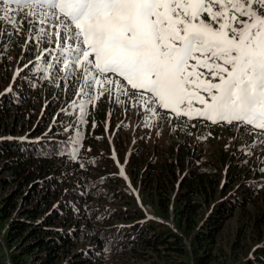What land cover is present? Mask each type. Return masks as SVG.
<instances>
[{
  "label": "rangeland",
  "instance_id": "rangeland-1",
  "mask_svg": "<svg viewBox=\"0 0 264 264\" xmlns=\"http://www.w3.org/2000/svg\"><path fill=\"white\" fill-rule=\"evenodd\" d=\"M57 24L55 18H50L45 24L23 25L19 34L15 29L7 28L9 34L0 35V66L3 61L7 62L6 66L0 69V95L10 86L13 88L14 83L21 79L35 78L36 86L32 85L31 91L28 92L27 103L24 107L17 108L15 113L13 111L14 125L18 127L19 123H23L25 131L44 133H54L62 128L66 138H75L79 133L80 142L84 144L79 158L83 154L87 164L90 157L95 156L94 161H98V165H94L95 168L85 164L87 167L83 166L82 172L87 170L94 176L102 193L116 199L115 202L101 200L106 205L102 209L94 204H87L86 208L89 210L85 209L71 218V222L66 224V229L71 231L68 240L70 245L60 254L57 264L78 261L76 253L81 250H92L95 256L99 254L94 248L97 240L95 230L102 224L103 211H108L109 208L130 209L142 212L148 218L163 221L182 239L184 248L182 253H177L167 251L166 248L142 249L139 246L135 251L129 250L115 256L112 253L101 254L97 256L96 263L99 260L102 264H196L195 257L199 253L194 235L199 227L196 224L199 225L206 219L218 200L235 196L249 188V182L257 181L251 199L262 202L246 203L243 208L234 209L227 215L214 239L208 264H233L235 261L244 260L264 241V174L259 172V168L264 165V136L259 132L245 131L244 128L241 131L240 127L226 126L220 127L219 135L214 138L212 130L205 128L201 133L186 132V136H181L173 131V128L180 126L179 122L184 120L183 122L188 124H195L200 118L187 121L186 117H180L179 120H172L171 116L174 114L169 109H164L166 113H161L160 116H152L143 106V101L138 104L137 101L120 94L115 87L113 97L119 95L122 102L117 105L112 99L102 97L104 101L100 103L101 109L94 114L90 113L93 104L88 103L89 96L76 94L83 84L82 79H79L80 69L65 71L62 64H57V57L51 60L50 55L48 60L55 64L59 71L35 66L36 63L44 62L43 59H36L39 54L37 49H52L58 46L51 42L43 44L39 39L42 35L39 29H45L48 37H51L53 33L62 31L61 28L55 27ZM29 28L34 30L29 31ZM0 31H3V28H0ZM26 64L27 68L24 67ZM31 67L33 70H30ZM42 73L46 79L42 78ZM70 82L75 86L70 88ZM61 83L63 88L57 86ZM96 94L93 92V95ZM73 100L76 101L77 107L69 108L68 105ZM79 104L85 105V123L80 122ZM197 105L194 102V107ZM61 108L67 111L61 113ZM54 117L60 123L49 131ZM66 124L72 125L67 132L64 130ZM223 132H228L229 135L221 134ZM48 150L50 151V148ZM221 153L227 155L224 163L218 161ZM237 159L242 163L239 164ZM165 160L172 161L175 165L173 172L168 175L158 172L159 169H164ZM65 162L62 158H52L49 162H38L36 165L52 163L63 169ZM236 163L237 166L234 167ZM121 168L124 175H121ZM195 169L208 174L213 180L208 190L211 191L210 197L196 196L191 200L197 207L193 230L186 224L187 219L183 212H180V206L183 205L176 195L182 178ZM39 170L43 171V168ZM44 176V172L35 174L27 188H20L15 183L0 187V205L3 206L2 198L9 196H12L11 202L15 205L7 218H4L3 210L0 212V264H12V260L17 258L19 251L15 249L16 241H7L6 228L13 218L26 217L25 209L31 208L33 204L31 199H45L40 209L49 208V211H52L65 198L73 199L79 190L81 192L80 185L75 183L74 179H66L54 188H46L39 184L50 177ZM152 189L154 192H151ZM165 194L168 197L166 209L161 202ZM30 261V255H26L24 264H29Z\"/></svg>",
  "mask_w": 264,
  "mask_h": 264
},
{
  "label": "snow or ice",
  "instance_id": "snow-or-ice-1",
  "mask_svg": "<svg viewBox=\"0 0 264 264\" xmlns=\"http://www.w3.org/2000/svg\"><path fill=\"white\" fill-rule=\"evenodd\" d=\"M50 18L62 31L48 37L40 28L39 39L59 46L57 64L65 71L80 69L83 84L76 94L88 95L93 107L102 97L119 105L115 87L143 101L152 116L169 109L177 119L264 129V0H0V35H8L7 28L19 34L23 25ZM36 51L44 68L59 71L47 58L51 49ZM68 107H77L76 101ZM78 110L85 123V105ZM57 123L54 117L49 131ZM64 143L74 146L56 154L75 160L79 133ZM259 172L264 174V165Z\"/></svg>",
  "mask_w": 264,
  "mask_h": 264
},
{
  "label": "trees",
  "instance_id": "trees-1",
  "mask_svg": "<svg viewBox=\"0 0 264 264\" xmlns=\"http://www.w3.org/2000/svg\"><path fill=\"white\" fill-rule=\"evenodd\" d=\"M6 64L7 62L3 61L0 69L6 66ZM30 70H33L32 67ZM34 83L36 84L35 78L21 79L19 82L14 83L11 92H4L0 95V187L15 183L20 188L23 186L27 188L35 177V174L42 172L46 176H50L39 182L40 185L46 188H54L66 179L70 181L74 179L76 180L75 183L80 185L81 192L79 190L73 199L65 198L52 211H49V208L46 210L40 209V206L43 204L42 201L45 199H31L33 200V204L31 208L25 209L26 217L21 218L17 216L13 218L6 228L7 241L10 239L16 241L15 249L19 251L18 255H16L17 258L12 260V264H24V257L26 255H30L31 257L29 264H57L60 254L70 245L68 240L71 231L66 229V224L71 222V218L76 214H81L85 209L89 210L86 208V206L88 207L87 204H90V206L94 204L97 208L102 209L106 205L101 200L115 202L116 199L109 197L106 193L104 195L97 181L94 180V176L92 177L87 170L82 172L83 168L81 167L82 170H80L76 164L65 162L63 169L59 165H53L52 163H47L43 166L40 164L36 165L38 162H49L52 158L57 159L51 153L53 152L54 144L47 141L46 137L38 141L27 140L38 134L41 135L43 132L25 131L23 123L17 122L19 124L16 127L14 125L15 122H13V111L15 113L17 108L24 107L27 103L28 92L31 91ZM101 101H104V99L101 98L97 101L96 107H93L89 112L94 114L97 110H100ZM15 106L16 108H14ZM96 119L98 118L96 117ZM185 123L179 122L178 125L180 126L175 127V129L173 128L174 133L176 131L179 135L186 136V132L194 134L201 133L204 130V127L198 124H195L196 127L193 128L190 127L191 124L187 123L189 127L185 128L183 127ZM61 129H57V133H60ZM220 129H211L213 138L219 135ZM240 130L242 131L241 128ZM94 131H96V128ZM221 134L229 135L228 132ZM22 136L26 138H21ZM48 147H52V149L49 151ZM219 157L218 161L224 163L227 155L221 153ZM95 158V156L90 157L87 166H94L96 164L94 162ZM237 162L239 164L242 163L238 159ZM83 164V166H86L85 160ZM163 164L164 169H159L158 171L160 174L163 172V174L168 175V173L173 172V169H175L172 161L167 162L165 160ZM236 166L237 163L234 167ZM41 168H43V171L39 170ZM212 180L213 178L208 174L198 172L195 169L187 173L180 182L176 198L179 201L181 200L183 206H180L182 207L180 212H183L184 217L187 219L186 224L193 230L197 207L191 200L195 199L196 196L204 195L210 197L211 191L208 190L211 188ZM257 184V181L249 182L250 187L238 192L240 194L237 193L235 196H227L222 200H218L206 219L201 224H196V226H199L194 232L199 246V253L195 257L196 264H208L210 262L214 239L219 229L223 226L228 214L234 209L243 208L246 203L254 204L262 202L251 199L253 192L256 190L254 189L255 185ZM151 192H154L153 189ZM11 198L12 196L2 198L3 206L0 205V212L2 213L3 210L4 218L11 215V209L15 206L11 202ZM167 200L168 197L165 194L164 199H161V202H163L162 206L165 209ZM83 207L85 208L83 209ZM103 213L102 224L95 230L97 240L94 248L96 251H99V254L95 256L92 250H81L76 253L78 261H69L65 264H88L90 262L92 264H102L99 260L96 263L97 256L104 253H112L115 256L129 250L135 251L139 246L142 249L166 248L167 251L183 252L184 245L181 242L182 239L161 220L154 218L145 219L144 213L135 212L130 209L114 210L113 208H109L108 211H103ZM115 220L119 222L117 223ZM233 264H264V241L259 243L244 260L241 262L235 261Z\"/></svg>",
  "mask_w": 264,
  "mask_h": 264
},
{
  "label": "clouds",
  "instance_id": "clouds-1",
  "mask_svg": "<svg viewBox=\"0 0 264 264\" xmlns=\"http://www.w3.org/2000/svg\"><path fill=\"white\" fill-rule=\"evenodd\" d=\"M43 133H44V132H43ZM46 134H48V135H42V136H40L39 138H38L37 136H33V137L30 138V139L35 140V141H38L37 139H40V138H44V137H46V138H47V141L52 142L53 140H51V139H49V138H50V137L58 138V134H59V133H57V131H56V132H54V133H46ZM22 137H25V136H22ZM35 137H37V138H35ZM48 137H49V138H48ZM48 148H49V147H48ZM53 149H54V150L57 149V146H56L55 143H54ZM50 150H51V148H50ZM63 160H65V161L68 162V163L76 164V166H77L80 170H82V168H81V166H80V164H79L78 162H73V161H70V160L65 159V158H63ZM95 163L97 164V162H95ZM96 164H95V165H96ZM145 219H149V218H148L147 216H145ZM101 220H102V218H101Z\"/></svg>",
  "mask_w": 264,
  "mask_h": 264
}]
</instances>
